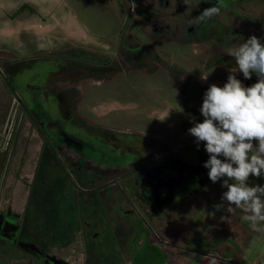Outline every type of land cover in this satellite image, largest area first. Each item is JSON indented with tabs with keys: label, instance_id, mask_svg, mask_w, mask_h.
Segmentation results:
<instances>
[{
	"label": "rangeland",
	"instance_id": "obj_1",
	"mask_svg": "<svg viewBox=\"0 0 264 264\" xmlns=\"http://www.w3.org/2000/svg\"><path fill=\"white\" fill-rule=\"evenodd\" d=\"M201 7L202 0H191V7L182 0L167 5L157 0H0V115L5 122L2 127L0 121V211L10 206L19 214L21 236L26 232L46 252L73 264H264V234L242 222L239 209L231 215L227 205L225 211L214 208L224 203L223 181L208 178L201 187L190 177L204 151L188 133L204 119L200 108L206 89L223 86L230 70H236L227 49L252 35L264 43V1H233L232 9L222 7L213 17L207 36L195 38L188 26ZM121 36L148 47L127 57L118 50ZM116 49L108 68L101 71L91 62L99 54L115 56ZM59 50H65L71 66L50 73L62 60L53 54ZM80 58L84 62H77ZM235 74L245 86L258 79ZM41 80L60 98H40L37 105L34 84ZM40 107L50 115H36ZM34 115L47 127L59 117L68 131L99 144L114 141L140 149L144 165L129 163L137 169L135 177L114 179L112 192L100 198L83 195L75 180L45 173V161L34 174L40 144L48 140L36 131ZM163 153L168 158L153 161ZM146 169L176 175L184 183H170L171 196L156 205L138 188L130 190ZM248 183L258 184L256 177ZM209 241L215 242L211 249ZM0 264L51 263L0 237Z\"/></svg>",
	"mask_w": 264,
	"mask_h": 264
},
{
	"label": "clouds",
	"instance_id": "obj_2",
	"mask_svg": "<svg viewBox=\"0 0 264 264\" xmlns=\"http://www.w3.org/2000/svg\"><path fill=\"white\" fill-rule=\"evenodd\" d=\"M191 7V0H182ZM133 11L135 3H132ZM223 0L205 8L195 20V25L207 23L218 16ZM227 54L236 64L230 70L223 86L210 85L204 93L200 113L202 122L188 129L195 138L197 148L204 143L209 159L204 167L209 169L208 178L213 182L223 181L226 188L221 195L224 203L214 205L217 211L224 210L234 215L239 209L240 220L249 228L264 234V185H250V177H264V43L252 35L239 46L229 47ZM236 72L245 79L257 76V82L245 86ZM202 74L201 79L207 80Z\"/></svg>",
	"mask_w": 264,
	"mask_h": 264
},
{
	"label": "flooded vegetation",
	"instance_id": "obj_3",
	"mask_svg": "<svg viewBox=\"0 0 264 264\" xmlns=\"http://www.w3.org/2000/svg\"><path fill=\"white\" fill-rule=\"evenodd\" d=\"M157 1L162 5H167L170 2V0H157ZM233 1L228 3L225 0H223V7H228L229 9H232L231 4ZM260 1H264V0H260ZM215 2H217V0H215ZM205 3H206V0H202L203 7L200 8L201 12L205 8H208L214 5V4L208 5ZM212 19L209 20L207 23H202L198 26H193L195 25V22H191V24H189L188 26V30L193 31L192 34L195 36V38H198V37L201 38V36H205V35L207 36L208 34L206 31L208 27L212 26L211 25ZM155 29L156 31L159 30L157 28ZM232 30H234V28H232ZM154 35H156V32L152 34V36ZM118 44L120 47V48L118 47L119 52L123 53L127 57H129L128 52H135L137 49L143 50L145 47H148L141 43L127 41L126 39L123 38V36H121V40L119 41ZM118 50L116 49V51H114V54H116ZM53 54L56 55V56L53 55L55 57H58V56L61 57L62 60L61 62H58L56 64L55 69L50 71V73L55 74V73H58L60 70H62L64 67L69 68L71 66L70 64L71 62L65 60L66 58H68L65 50L55 51ZM86 55L87 54L84 53L83 57L85 59H91V55L90 57ZM155 55H157V52L155 53ZM115 57H117V54L115 56L113 54L111 56L99 54V55H96L95 59L91 62L95 63L94 65H100V68L102 71L103 67L108 68L109 65H111V63L115 62L114 61ZM85 59L83 58L77 59V62L79 61L84 62ZM4 62H5V65H10L9 61H4ZM99 75H96V76H99ZM45 84H46L45 80H41L39 81L38 84H34V101L37 105H39L38 101L40 98H45L48 100L60 98L58 96L59 92H57L58 95H56L55 92L50 91L49 88L45 86ZM200 89L201 88L195 89L194 92L192 93L197 95ZM184 94L186 95V92ZM184 94L182 91L183 96H185ZM37 114H40L41 116L50 115L48 109L44 107L37 108L36 115ZM31 118H32L31 122L34 123V127L36 131L38 132V134L42 135L43 137V133H44L48 139L46 140L45 143L44 141H42V143L40 144L38 161L35 167L34 174H40L39 173V162L40 160H42L43 163L45 161V171H46L45 173L49 174L51 171H53L54 174H56L60 178H63L66 180L67 179L75 180L77 181L78 187L84 190V192L80 190L83 195H86L88 193L91 196L97 195L99 198L103 194L111 191L110 185L113 184L114 179L125 178L129 176L135 177L134 173L137 172V169H135L132 166H127V165H130L129 163H134L135 160H138V162H140L139 161L141 160L140 149L139 151L137 150L133 151V147H129L128 145L127 146H124V145L117 146L114 143V141L111 144H108V142L101 140L99 144L97 140H90L84 136H77L65 128L64 123L60 121L59 117H57L56 119H53L54 123L51 124L50 127L45 126V122L44 124H42L40 120L36 118L35 115L31 116ZM50 120L51 118L47 117L46 121L48 122ZM53 127H56V128H53ZM105 147L110 148L111 153L109 151H106L104 149ZM199 147L203 148L204 152L202 153V155H200L201 157L198 159L196 165H193L191 167L190 177L196 180L197 186L202 187V186H205L206 184L205 179H208L209 169L205 168L203 165H204V162L209 159V154L205 151L203 142H201ZM116 150L118 151L116 152ZM142 154H143V151H142ZM166 156L167 154L165 153L157 155L156 157H154L153 161H158L157 163H159L161 161L160 159L163 158L165 160L166 158H168ZM140 164L144 165V158L141 160ZM124 167L126 168L122 170ZM182 167L179 166L178 171L180 173L183 172ZM141 171H140L141 172V182L134 181V183L130 185V188H131L130 190L135 191L136 188H138L140 194H142L144 199L152 201L156 205H161L162 203H164V201H166L168 197L171 196L170 192L172 191L171 189L172 187L169 186L170 183L171 185H175L178 182L184 183V180H183L184 178L180 179L176 175L175 176L168 175L166 177V176L160 175L156 171L152 172V171H149L148 169L141 170ZM109 176L111 177L108 178ZM163 177L166 180V182L162 181ZM136 178L138 180V178H140V175H136ZM96 180H99V182L94 183V181ZM83 181H87V182L84 183ZM42 182L44 183V181ZM40 187H42V184H40ZM68 188H69L68 195L72 198L68 202V205L73 208L74 207L73 205L75 204V201H74L75 197H74V194L72 193L73 190L70 189V185ZM43 190L44 192L46 191L45 189ZM74 190L76 191L78 190V188L75 187ZM117 190L119 191V188H117ZM40 191H41V188H40ZM202 191H203V188H202ZM209 192L210 191H205L206 196L210 194ZM118 194H120V192H118ZM113 208L118 210L117 205L116 206L113 205ZM19 217H20L19 214L15 212L14 210H12L10 206H7L4 211H0V237L7 239L10 242L18 243V244L20 241L35 243L36 246L39 248L38 251L32 250L30 248L28 249H30L35 255H37L38 258H41L45 260L47 263L52 264L51 260L45 257V255L48 252H46L42 246H40L35 240H32V238L28 237L26 235V232H24L21 236V222L19 221ZM70 221H73V219H71ZM84 222L86 226H89L91 224L89 221H86V220ZM79 226L80 225L77 224V227ZM69 227H74V224ZM93 234L95 235L96 233H93ZM20 236L22 237L21 239H20ZM209 244L210 243H208V245ZM21 247H24V246H21ZM57 257L63 258L61 256H57Z\"/></svg>",
	"mask_w": 264,
	"mask_h": 264
},
{
	"label": "water",
	"instance_id": "obj_4",
	"mask_svg": "<svg viewBox=\"0 0 264 264\" xmlns=\"http://www.w3.org/2000/svg\"><path fill=\"white\" fill-rule=\"evenodd\" d=\"M19 244L21 246H24L26 248H30L32 250H39V248L36 246L35 243L33 242H25V241H20ZM45 257L49 260H51V262L53 264H73L71 262H69L68 260L66 259H63V258H60V257H57L55 254H46Z\"/></svg>",
	"mask_w": 264,
	"mask_h": 264
},
{
	"label": "crops",
	"instance_id": "obj_5",
	"mask_svg": "<svg viewBox=\"0 0 264 264\" xmlns=\"http://www.w3.org/2000/svg\"><path fill=\"white\" fill-rule=\"evenodd\" d=\"M0 84L2 85V81H0ZM3 84L6 85L5 81H3ZM2 111H4V110H1V112H2ZM1 112H0V113H1ZM0 121H3V122H2V127H3V125H5V124H4L5 122H4V118L1 119V115H0ZM256 180H257V182H258L259 185H261V184L264 182V180H263L262 177H261V178H256ZM208 243H210V244L208 245V246H210V249L213 248L214 245H215V242H214V241H213V242L210 241V242H208ZM206 254H207V253H206Z\"/></svg>",
	"mask_w": 264,
	"mask_h": 264
}]
</instances>
